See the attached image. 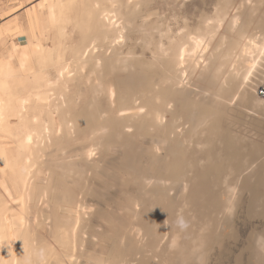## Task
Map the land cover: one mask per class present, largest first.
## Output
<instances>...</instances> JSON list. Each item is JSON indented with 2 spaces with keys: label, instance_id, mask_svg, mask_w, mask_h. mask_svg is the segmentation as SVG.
<instances>
[{
  "label": "bare ground",
  "instance_id": "6f19581e",
  "mask_svg": "<svg viewBox=\"0 0 264 264\" xmlns=\"http://www.w3.org/2000/svg\"><path fill=\"white\" fill-rule=\"evenodd\" d=\"M33 2L0 0V264H120L133 247L150 251L138 264H188V252L194 264H211L221 247L233 257L227 239H245L237 201L253 228L256 264H264V142H246L228 124L245 100L256 101L240 88L253 77L264 80V0H218L196 26L174 16L165 28L149 24L156 13L140 15L150 0H43L18 16ZM139 30L146 40L130 44ZM202 82L208 88L199 89ZM143 133L157 139L145 150L144 170L127 151ZM242 150L248 159L235 166ZM108 152L120 157L117 170L101 166ZM74 158L101 169L104 183L120 179L142 192L126 206L135 230L95 232L100 209L79 200L71 185ZM227 171L238 179L226 189V224L192 231L197 206H221ZM163 220L172 232L166 242ZM104 237L108 256L90 253L88 243ZM165 250L176 251L165 257Z\"/></svg>",
  "mask_w": 264,
  "mask_h": 264
},
{
  "label": "rangeland",
  "instance_id": "374dc122",
  "mask_svg": "<svg viewBox=\"0 0 264 264\" xmlns=\"http://www.w3.org/2000/svg\"><path fill=\"white\" fill-rule=\"evenodd\" d=\"M3 1L7 2L8 0H3ZM41 1L43 0H34L33 3H30L28 5L24 4L23 6L20 7L19 11L17 12L18 16H21V14L23 16L24 14L23 12L27 10V8L32 9ZM217 2L218 0H150V2H148L146 6L141 7L142 10H140L139 13L140 15L142 14L143 16H146L148 13H151V14L156 13V15H153L150 17L151 22L149 24L153 25V23L158 22L159 25H161L162 27L164 26L163 28L167 27L168 23H171V25H174V22H175L173 18L174 16H177V17L186 16L189 18V24L196 26L195 24L202 16L213 15ZM239 3H240V0H233L232 6H235V5L238 6ZM251 14L253 18L254 17L253 15H255V13L251 12ZM256 16L254 17L255 21H257ZM2 23L3 22H0V25ZM136 23H137V27H139V25H141L142 23L141 19L136 18ZM174 30L177 31V25L174 26ZM254 30H255L254 32L258 31L259 33H262L259 29H254ZM140 33H141L140 30H139V33L138 31H134L130 44L136 43V40L138 39L137 36L138 37L140 36V38L144 41L145 38L143 37L142 33L141 34ZM154 39H155V42L159 41V37H154ZM150 40L152 41V37L150 38ZM138 48H139L138 51H140L141 47L139 46ZM156 50L157 48H154L153 51L147 50L146 57L148 58L147 59L148 61H151L153 59V55H154L153 53ZM157 65H156V69H157ZM153 68H154V65L151 67V70H153ZM159 69H158L157 75L160 72ZM200 84H201V88L199 89H203V87L204 89L208 88L207 87L208 85H206L207 82H202ZM199 89L198 88L196 89L195 87V90L199 91ZM246 89H249L250 92L254 93L257 96L256 101H254L255 98L253 97L245 100L242 104L243 107H242L241 114L235 115L233 113L235 117L232 115L234 118H232V122L229 121L228 124L230 125L231 130L238 134L239 136L238 138H240V135H244L246 136V139L244 140L246 142L256 141L258 143L260 141V143H263L264 142V80L258 79V77H255V78L253 77L252 80L248 82L247 86L240 88L239 94L241 95ZM213 90L215 91V89ZM202 97L203 96H199V98H202ZM208 97L210 101L213 102V98H212L213 96L211 95ZM141 99L143 98H140V100ZM108 102L109 101L104 98V103L108 104ZM86 134H91V133L86 132ZM152 137L153 135L151 136V135L143 133L142 137L140 138L137 137L138 140H136L137 139L136 138L135 140L129 141V147H127V151L133 153L134 157L138 161L139 169L144 170L145 166H147L149 157H147V153L145 150L148 151L149 147H151L154 144V142L157 141V139H153ZM86 138L87 137L85 135L82 136V139H86ZM125 141H128V140L125 139ZM81 143H82L81 141L78 142V144H81ZM78 144L74 143V145L79 147ZM74 148L72 147L73 151H74ZM223 152L225 151L223 150ZM248 154H249V151L242 150L241 154L235 158L233 164L235 166H238L239 164L242 165L241 162L242 163L244 162L245 164L246 160L248 159ZM106 155H107V157H105L106 162L102 164L101 166L104 168H107L106 164H109L110 167H113L115 168L114 170H117L119 166L121 165L120 157L115 152H108V154ZM255 160L256 162L259 163L260 160H262V158L258 154V156L256 155ZM73 161L74 162L77 161V163L76 162L75 163L76 165H78V167L75 168V172L72 174L70 180H71V185H73V187L75 186L78 187L77 192L79 193L78 195L79 200L87 204H90L93 207L95 206V208L97 209H100L97 211V213H100V214L98 216H94L91 222L92 224L91 226L93 227V229H95V232L98 231V232L104 233V235H108L116 230H120V231L135 230L134 226L138 227V225L135 224L137 222L133 219L132 216H130L131 214H129V210L128 208H126V206L129 204V202L130 203L133 202L134 204L135 200L141 199V197H143L142 192L137 190V188L131 184L130 185L122 184V181L120 179H116L115 181H112V182L107 181L106 183H104L98 176L100 175L99 173L100 171L103 173L101 169L99 170V169L94 168V169L89 170L90 168H88L83 163H79L76 158H74ZM249 161L253 162L251 160ZM255 164L256 163H253V167L255 166ZM121 170L123 171L124 169L120 167V171ZM80 172H81L80 175L75 176V173L79 174ZM220 178H222V180H220V188H219L220 196L218 197V200L221 203V206L216 210H213L211 208L207 210L206 206L202 209L201 207L197 206V208H199L200 216L199 217L197 216V219H194L192 221L188 220V221H191V227L193 229L192 228L190 229L192 231L194 232L195 230L197 232L201 231L202 229L201 225L206 224V228H207L206 234H207L210 229L217 227V230L219 231L221 230L222 226L226 224V220L228 218V214L225 209V203H224V201L228 197L226 189H228V193L232 192V189L237 186L236 180L238 178H235V176L233 175V171H227V173L222 174ZM164 179H167V177H165ZM226 179L228 183L225 187L223 186V183ZM108 182H110V184H107ZM227 186L230 187V189L227 188ZM151 195H154V193H149L147 196H144V198H147ZM159 195L160 197L162 195L165 197V194H159ZM171 195H173V192L171 193ZM257 203L260 204L259 202ZM238 205L239 207L237 211H238V214H240L238 216L240 217L242 216L241 217L242 220L246 223L244 224L246 232L243 235L245 239H242L243 242H239L234 239H227L226 240L227 242L225 243L226 246L231 247V248L236 247L235 249L236 251L232 252L233 257L223 252L224 247H221L219 249L217 259H215L214 256L211 255L209 257L211 259L209 262L217 263V264H220V263L221 264H232V261H233V264H235L234 258L237 256L235 258L237 259L236 264H256L257 256L253 252L259 253V250L256 247V245L251 241L252 233H254L253 228L251 227V222H249L246 219V214L244 211L246 206H244L243 202L239 203V201H237L236 206ZM148 223L151 224V222H148ZM154 226H155L154 229L157 230V226L156 225ZM158 226L163 227L162 233L165 235V242L170 241L172 232L170 229H168V222H165L163 220V224L158 225ZM45 230L46 228L44 227L43 231ZM92 234L93 232L90 231V235ZM102 242L103 243L89 242L88 243V249L90 250L89 252L96 253L97 255H100L101 257L108 256L110 252L109 241L104 237V240ZM237 243H238V247L236 246ZM162 244H164V242ZM137 245H142V244L137 243ZM224 245H221V246H224ZM136 248L133 247L131 254L128 255L127 257L125 256L124 259L121 260L120 264H138L140 262L139 260L143 258V256L144 257L150 256L148 255L150 251H147L145 248L142 250L139 249V251ZM188 248H190V245H188ZM175 251L172 250L170 252H167L165 250V253H166L165 257L170 256L171 253ZM188 253H186V256H185L187 263L194 264L195 261H193L190 257H188ZM89 257L87 255V258L85 257L83 259L85 261H89L90 260ZM172 262L173 261H170L169 263L172 264ZM177 262L178 264H181L182 260L177 261Z\"/></svg>",
  "mask_w": 264,
  "mask_h": 264
}]
</instances>
